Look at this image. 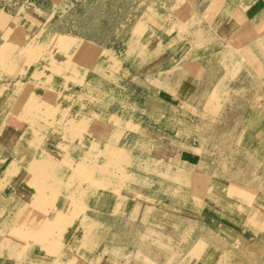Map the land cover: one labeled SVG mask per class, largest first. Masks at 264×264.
Returning a JSON list of instances; mask_svg holds the SVG:
<instances>
[{
    "label": "rangeland",
    "instance_id": "374dc122",
    "mask_svg": "<svg viewBox=\"0 0 264 264\" xmlns=\"http://www.w3.org/2000/svg\"><path fill=\"white\" fill-rule=\"evenodd\" d=\"M116 1L0 0V264H57L61 255L67 264H144L137 242L142 237L163 245L184 238L167 264H262L264 203L247 211L248 200L236 193L247 184L221 178L213 189L197 184L201 192L196 193L186 183L177 185L178 175L151 180L162 176L164 163H172L170 170L195 171L196 163L204 161L223 170L257 164L255 190L264 197V146L255 145L261 141L258 133L252 129L247 136L239 123L218 120L214 131L222 142L205 159L211 144L199 129H191L202 120L208 102L223 97L199 92V84L216 82L208 76L195 79L185 69L202 59L209 41L222 38L228 19L222 14L219 22L202 28L203 21L193 19L188 8L211 6L214 0H180L185 5L181 11L174 8L173 26L168 24L174 14L169 6L150 7L160 21L140 22V0ZM156 2L171 5L169 0ZM221 5L236 31L264 10L263 0H223ZM247 10L254 15L242 24L235 21ZM256 33L264 34V21ZM222 39L227 48L243 49L241 43L234 46L233 37ZM237 59L247 63L245 55ZM173 69L182 70V77L167 83L163 74ZM240 81L236 76L228 83L235 87ZM253 90L259 96L248 106L264 110L263 83ZM222 102L229 105L223 110L227 115L247 104L244 96ZM236 144L246 160H236ZM34 160L42 162L31 169ZM42 170L53 179L44 182ZM64 170L81 181L69 185L59 177ZM176 185L185 189L178 193L184 197L177 205L190 217L164 225L162 218L177 214L169 193ZM209 188L217 201L211 200ZM99 189L102 199L95 204ZM10 198L27 204L15 212L5 208ZM228 198L232 207L223 203ZM126 209L133 211L132 224L123 220ZM144 212L150 222L134 225ZM206 225L207 233L214 232L210 236H204ZM218 241L219 251L206 258ZM129 247L137 255L126 261Z\"/></svg>",
    "mask_w": 264,
    "mask_h": 264
},
{
    "label": "bare ground",
    "instance_id": "6f19581e",
    "mask_svg": "<svg viewBox=\"0 0 264 264\" xmlns=\"http://www.w3.org/2000/svg\"><path fill=\"white\" fill-rule=\"evenodd\" d=\"M222 1L223 0H214V3L217 6H220ZM169 3H171L174 8L179 9L180 11L183 10L184 5H185L180 0H169ZM243 7H245V6H243ZM247 7H249V5H246V8ZM244 13H245V17H239L238 16V18L235 19V21H238V23L242 24L243 21L245 19H247V17H249V15H247V13H250V14L253 13V15H254L255 11L254 10H247V11H244ZM182 16L185 18V15H182ZM182 21H184V20H182ZM255 21H257L258 23L253 24L254 23L253 22V23L247 24V22H246V23H244L243 28L240 27L238 29L241 32L244 28H250V31L246 32V35H245L246 38H243V40L240 41L241 45H242L241 48L243 47V49L236 51V50L227 48L226 45H224L222 42V41H225L224 39H222L223 37L220 38L222 40L219 39V41L217 43L216 42L214 43L212 41L213 40L212 39L211 41L208 42L207 47H209V48H206V53H204L201 56L202 59L198 62L187 64V67L185 69V70L190 72L189 76H193L195 79H197V78L202 79L203 76H208L209 78L214 79V81L216 82V84L213 86H210V84L205 85V86L202 83L199 84L198 86L195 87L199 92H202V93L204 92L205 94H207L208 92L219 93L223 97V99L221 100L220 95H215V97L219 98V100H221V101L208 102V104L206 106L208 108H205L202 120L201 121H195L196 123L192 124L191 129H193V128L199 129L203 133V135L205 134L204 137L206 138L208 145H209V142L211 144L209 146H206V148L204 150L203 156H205V159H209L210 157H213V155L211 153L213 150V147L216 144H218V143L220 144L222 142L218 138L219 134L216 131H214V127L216 126L215 124L218 122V120H223V121L225 120V121L229 122L230 125H233L235 122L239 123L240 128L242 130H246L247 136H248V132L253 129L256 133H258L261 136V139H260L261 141L258 143H255V145H257L258 147H261V145L264 146V110L262 108L248 106L249 104L254 103L256 101L257 97L259 96V93L253 90L254 86H256L259 82H262L264 85V82H263L264 69L259 70L260 68H263L262 66H264V34H262L263 35L262 36L261 34L256 33V27H258V25L263 23V21H264V10H263V13L257 14ZM246 24L248 25L247 27H246ZM139 27H141V23L139 24ZM222 30H224V28ZM235 31H236V29H235ZM132 33H133V31H132ZM251 35L254 37V40H252L253 38L250 37ZM237 40H238V38L236 37V41ZM133 41H135V40H132V38H131V43H133ZM243 44L244 45L247 44V46L244 47ZM238 55H241V56L245 55L247 58V63L246 62H244V63L239 62V60L237 59ZM261 59H263V61H261ZM172 71L173 72H165L163 74L164 79H165V81H167V83L168 82L172 83L170 79L174 76L175 77L177 76L178 78L182 77V70L175 71L173 69ZM236 76H238L239 79L241 80L240 84L238 86H235V87H230L228 80L236 78ZM205 78H207V77H205ZM19 81H20V85H21L22 82H21V80H19ZM206 82H207V80H206ZM17 83H18V81H17ZM17 83H15V84L17 85ZM164 86H166V85H164ZM186 91H190V89H187ZM237 96H242V97L244 96V98L246 99V103H247L245 105V108L238 109L236 112H234L231 115H227V114L223 113V110L225 108H228L229 105L226 103H223L222 101H224V99L228 100L229 98H233V97H237ZM196 106L200 107V104H196ZM188 124L189 123H187V125ZM233 130H235V129H232V131ZM203 135H202V137H203ZM226 144H227V142H225L224 146ZM210 146H212V147H210ZM258 147H257V149H258ZM139 148H141V147H139ZM236 149H237V155H235L236 160H239V159H243V161L246 160L245 156L238 154V152L241 151L239 144H236ZM111 150H113V149H111ZM249 152H250L249 148H246L244 150L245 155H248ZM241 154H242V152H241ZM45 161H46V159L44 160V162ZM39 162H42V161H39ZM39 162L34 160L31 163L30 168L32 169L35 165L40 166ZM254 162H257V161L255 160ZM171 164L172 163H164L163 168H162V173H161L162 176H160V177L154 176V179H151V180L156 181V182L157 181H163V179H169V178L173 179L175 177V175H178L176 177V184L177 185L179 183H181V184L186 183V184H184L186 186V187L184 186L185 188H188L189 190L193 189L194 192L199 193V192H201V189H199L197 187V184H200V185L202 184L204 187L206 185H209V187H212V189H213V187H217V184L220 185V183L223 181L221 178H224V179L228 178V179H232L233 181L243 182L245 184V186H246V184L248 185L247 189H242V191L236 192L238 195V197H237L238 199L243 198V199L248 200V203H249L248 207L250 209H247V211H249L251 209L253 210L257 206L260 207L259 205L264 203V197H262L257 192V190H255L257 188L256 187L257 183H255V182H257V180H253L256 177L255 175H257L256 174L257 172L254 171V169H257V167H258L257 164H247L246 166H243V167L241 165H239L238 167H235V168H232L229 170H223V168L217 169L214 164H212V163L208 164L207 162L204 161L201 163H196L199 167L198 170H196V171L192 170V169H189V170H186V169H184V170H182V169L170 170V169H172ZM190 164H191V167L193 168L195 165V162L190 163ZM33 171L37 172V174L40 173L38 170H35V169ZM42 171L43 172H41V174L44 175V179L42 178L44 182L50 181L53 179V177L51 175L47 174L48 170L47 171L42 170ZM64 171L66 173L68 172V170H64ZM57 172H58V170H57ZM65 172L63 173L62 176H59V177L62 178V180L68 179L69 185H72L73 183L78 184V182L81 181L80 178H78L77 176L69 175V173L66 174ZM262 175H263L262 178H264V171H263ZM53 176H55V175H53ZM109 176H110V178H114L112 173H110ZM192 178L194 181H192ZM145 183H146V181H145ZM167 184H168V182H167ZM258 184H259V182H258ZM168 185H170V184H168ZM177 185L175 187H172L173 189L169 192L173 195V197H175V198H173V200H171V202H174L173 204H175V207L177 206V208H178V210H176L177 214H175V215L169 214L168 216H165L164 218H162V223H164V225H168L169 223H171L176 218L185 219L186 217H190V214L186 210L183 211L182 208L180 206H178V205H180L179 204L180 201L178 198L184 197L183 194L181 195L178 193H180V192L184 193L185 189L184 190L181 189L182 191H179L180 187H178L179 188L178 189ZM160 186L162 187V185H160ZM68 188H70V190L68 189V192L70 193L69 195H71L70 198L73 199L74 194L72 196V193H73L72 187L68 186ZM102 188L107 189L105 186H102ZM209 189H210L209 195L211 197V200L216 199V201H217V199H219V198L218 197L213 198L214 196L212 195V192H211L212 189L211 188H209ZM101 191L102 190L99 189V192L97 191V193L93 195V201L95 202V204L97 203V201L102 199V197L100 196ZM200 194H199V196H200ZM87 196H88V198H91L90 195H87ZM10 199L11 200L5 206V208H8V207L9 208L12 207L13 209L15 208V212L20 211L27 204L26 202H24V203L18 202L14 198H10ZM35 200H36V198H34V200L30 199L29 204L35 202ZM223 203L227 207H232V205L234 204L233 200L230 198L223 200ZM135 205L137 207L141 206L140 203H137ZM125 211L127 212V215L123 217L124 222L132 224L133 223V221H132L133 211L129 210V209H126ZM143 211H145V210L143 209ZM146 222H150V218L145 217V212H144L141 214V217L135 222L134 225H143ZM187 228H188V226L185 227V230ZM208 229H209L208 225L202 227L204 236H210L212 233H214L213 231H211L210 233H207ZM150 231H151V229H149V232ZM183 239L184 238L181 237L178 241H182ZM255 241L257 242V240H255ZM137 242L141 246L142 252L145 253V256H144L145 259L143 260L144 264H167V261L169 259L173 258L172 255H173L174 249H176L178 247L177 246L178 244L175 241H173V243L171 245L170 244L167 245L166 243L163 245V244H161V242H158V241L151 242V240H147V238L145 239L144 237H142V239L138 238ZM219 245H220L219 241L216 244L212 245L209 252H207L206 258L212 259L213 254L216 251H219V247L221 246V245L220 246ZM136 255H137V253L135 252V250H133V248L129 247L126 249V256H127L126 261L128 260V256L131 258H134ZM61 256L59 257L60 261L57 262V264H67L68 261H66L67 260V259H65L66 257L64 258L63 256L62 257ZM161 257L164 259V262L162 261ZM75 259L76 258H73V260H75ZM263 261H261L262 264H263Z\"/></svg>",
    "mask_w": 264,
    "mask_h": 264
},
{
    "label": "crops",
    "instance_id": "0c3cea01",
    "mask_svg": "<svg viewBox=\"0 0 264 264\" xmlns=\"http://www.w3.org/2000/svg\"><path fill=\"white\" fill-rule=\"evenodd\" d=\"M38 1L39 0H37V2ZM132 2H134V1H132ZM263 3H264V0H263ZM140 6H141V8H140V15H139L140 16V21L141 20L143 21V18H145L146 21H148V22L149 21L152 22V19H151L152 17H156V19H158L159 21L161 19V18L157 17V15H156L157 13L154 15V13L151 12V10H152L150 8L151 6L154 7V8H157V9H159V7H161V6H169L172 9H174V7L172 6V4L170 5V4H168V2H164L162 5H160V3L158 4L156 2V0H140ZM223 10L224 9H223V6L222 5L221 6H217L214 3V4H212L210 6V5H207V4H203L202 3L201 5H192V6H190V8H188V13L191 14V17L193 19H198V21H200V22L203 21L204 24H202V28L203 27L210 26L212 24H215V23L219 22L220 19H221L222 14H224L223 17H225L226 19H228V22H227V24L224 27V31L222 33V37L223 38H227V39L228 38L231 39L233 37L234 38V42H233L234 43V46L235 47H239L240 46V43H241L240 41L243 40V38H246L245 37L246 32H249L250 31V28H244L241 32L236 33L235 32V28H234L236 23L233 21V19L231 17H229L230 13L227 12L225 14ZM230 11H232V8H231ZM176 14H178V13H176L175 9H174V14L173 15L172 14H169V17L168 18H170V20H169L168 24L170 26H173L174 23H177L176 21H174L175 18L177 19ZM247 15H252V13L251 14L250 13H247ZM251 18L254 19L253 16ZM145 19H144V21H145ZM48 20H49V18H48ZM253 22H254L253 24L258 23L255 20H253ZM160 24H161V22H159L158 25L160 26ZM198 30H199V28H198ZM170 31H172V30H170ZM49 32H51V31H49ZM164 32H165V35H166L165 37L171 38V35L172 34L170 32H167V30H164ZM52 33H57V30H53ZM175 35H176V33H175ZM117 37H119V36H117ZM236 37L238 38L237 41H236ZM81 40H83V38ZM174 47H176V46H174ZM102 51H105V50H102ZM174 51H175V48H174ZM172 57H173V54H172Z\"/></svg>",
    "mask_w": 264,
    "mask_h": 264
}]
</instances>
